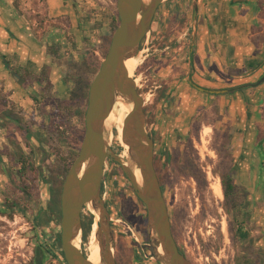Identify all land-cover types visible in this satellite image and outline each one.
I'll list each match as a JSON object with an SVG mask.
<instances>
[{
  "label": "rangeland",
  "instance_id": "rangeland-1",
  "mask_svg": "<svg viewBox=\"0 0 264 264\" xmlns=\"http://www.w3.org/2000/svg\"><path fill=\"white\" fill-rule=\"evenodd\" d=\"M45 1L26 0L33 19L37 14L41 18L45 15ZM69 2L73 9L72 18L57 23L66 35L61 39L62 54L72 66L83 63L86 58L94 63L103 61L104 53L110 47L108 40L119 24L113 20L118 13L117 0ZM186 2L187 13L170 31L168 27L164 28L166 5L158 9L152 30L141 44L142 61L135 67L133 78L137 81L144 106L150 111L157 98L153 94L160 90L157 87L162 83L158 70L163 64V46L177 48L189 42L193 0ZM170 19L171 15L168 24ZM73 42L77 43L76 48ZM153 56L160 58L157 67H151L155 61L145 63ZM72 68L68 66L67 73ZM88 76L90 81L94 79L91 71ZM72 86L73 83L63 99L70 97ZM54 102L57 103L58 99ZM211 103L204 100L203 106L199 107L203 108L202 112L198 114V108L192 122L185 119L186 130L177 126L182 122L177 120L176 115L170 122L171 130L165 129L166 133L154 125L151 115L147 117V130L155 141L158 173L164 178L162 188L172 230L179 246L194 264H256L258 252L264 263V185H256L251 190L243 185L248 168L241 165L249 160L255 166L259 164L260 128L255 131L258 145L252 153L234 151L235 134L241 131L237 127L239 116L237 114L232 119L228 110H220ZM86 109L87 105L81 111L86 113ZM41 124L39 122L40 126H36L34 152L25 149L27 154L22 155L17 148L12 152H0V173L9 174L7 179H0V210L4 212L0 211V264H65L54 254L62 251L61 194L58 196L56 187L59 188L62 183L63 188L66 168L80 152L81 147L74 143V138L78 132L82 134L85 116L84 125L79 116L69 114L55 126L46 125L43 128ZM206 129H210L208 135H205ZM112 150L120 155L122 148L115 144ZM23 156L28 158L27 167L22 161ZM122 159L130 164L129 156ZM258 171L254 169L250 175L259 176ZM227 173L232 174L239 186L234 199L240 204L238 208L233 201H227L225 195L217 199L210 188L215 179L222 184L221 176ZM103 198L112 218L114 256L120 264H160L151 245L146 206L138 198L121 164L110 158L105 163ZM54 201L57 209L52 207ZM91 215L95 217V223L96 215L91 206H86L83 220H88ZM237 221L245 223L248 232L246 240L236 237ZM93 226L86 239L82 231L77 240L84 253ZM247 258L250 263H246Z\"/></svg>",
  "mask_w": 264,
  "mask_h": 264
},
{
  "label": "crops",
  "instance_id": "crops-1",
  "mask_svg": "<svg viewBox=\"0 0 264 264\" xmlns=\"http://www.w3.org/2000/svg\"><path fill=\"white\" fill-rule=\"evenodd\" d=\"M198 2L194 47L191 24L188 43L177 48L167 45L161 51V59H164L158 75L162 83L157 88L161 89L165 84L168 92L158 113L161 123L154 125L166 133L165 129L171 130L170 122L176 115L182 122L177 126L186 130L185 119L192 122L196 110L203 106L204 100H209L212 101L210 105L228 110L232 119L238 114L237 127L241 131L235 134L234 151L252 153L258 145L255 138L258 128L260 145H264V83L214 95L199 91L191 81L205 88L231 89L256 83L264 76V0ZM45 5L46 18L41 28L29 14L30 6L26 0H0V152H12L15 148L24 155L27 154L25 149L34 152L36 126L39 122L43 128L49 125L54 101L63 99L70 90L71 83L66 81L68 66L57 63L53 47L58 46L62 53L61 39L66 35L57 23L71 19L73 9L69 0H46ZM163 5H166L165 29L175 5L182 13H187L186 0L163 3L159 10ZM248 62L260 67L249 69ZM27 69L34 76L29 83L23 79ZM37 77L49 78L51 88ZM158 94L157 90L153 96ZM241 165L248 168L243 185L246 184L249 190L264 185L260 176L250 175L254 169H259V164L255 166L249 160ZM8 176L0 173V179L5 180Z\"/></svg>",
  "mask_w": 264,
  "mask_h": 264
},
{
  "label": "water",
  "instance_id": "water-1",
  "mask_svg": "<svg viewBox=\"0 0 264 264\" xmlns=\"http://www.w3.org/2000/svg\"><path fill=\"white\" fill-rule=\"evenodd\" d=\"M166 0H117L119 25L114 31L106 57L89 87L85 113V135L80 152L66 175L61 193V246L67 264H93L87 253L75 244L83 231V210L91 206L98 214L96 240L100 246L101 264H117L114 256V235L111 214L103 198L105 163L113 159L121 164L138 198L146 206L148 230L156 260L160 264H194L183 253L174 236L168 204L155 167V141L147 130L144 99L136 79L130 76L125 63L141 52L143 40L152 30L159 7ZM199 16V2L193 0L192 47ZM264 83V76L250 87ZM191 84L201 92L220 95L234 89H210ZM118 97L133 108L125 125V140L130 147V164L125 165L107 141L106 120ZM143 171L138 184L135 170ZM95 219V217H94ZM94 223V224H95ZM104 236L107 246L104 245ZM162 248V252L159 249Z\"/></svg>",
  "mask_w": 264,
  "mask_h": 264
},
{
  "label": "trees",
  "instance_id": "trees-1",
  "mask_svg": "<svg viewBox=\"0 0 264 264\" xmlns=\"http://www.w3.org/2000/svg\"><path fill=\"white\" fill-rule=\"evenodd\" d=\"M175 1L176 0H169L167 3L172 4ZM170 15H171V19H170L171 21L168 24V31H170V29L173 28V26L175 24H178L181 22V20L184 16V13L181 12V9L178 5H175L173 10L171 11ZM45 18H46L45 15L43 16V18H41L40 14H37L36 18H34V19H36L37 23L39 24V27L42 28V27H44ZM113 20L115 22H120L119 14L117 12H116V15L113 16ZM112 37H110V39L108 40L109 46L111 44ZM143 42H144V40H143ZM73 45L75 48L77 47L76 42H73ZM163 47H166V45ZM53 48H54L53 52H54V55L56 57L57 63L59 65L71 66L74 69L72 68L73 70L71 72H69L66 76V81L68 83H73L71 93H70V97L68 99H58L57 103H55V102L53 103L54 112L50 115L49 125L55 126V124H57L59 122V120H61L62 118H66L68 114L73 116V117L79 116V118L82 121V124L84 125L85 112L81 111V108L83 106H86L88 103V90H89L90 84L92 82L89 79L88 72L91 71L95 77L96 73L98 72V70L101 66L102 61L94 63V62H91L90 60H86L87 59L86 58L83 63L74 64L72 66V64L69 63L67 58L61 53V49L58 46L53 47ZM107 53H108V51L104 53V58L106 57ZM158 60L159 59L157 58V56H153V57L149 58L148 60H146L145 63L150 64L151 62L154 63V61H155V63L151 67H153V66L157 67L156 64H157ZM247 67L249 69L256 70L260 67V65L257 63H254V62H248ZM33 77H34L33 74L31 72H29V70L27 69L26 73L24 74L23 79L26 83H29L32 80L31 78H33ZM36 79L37 80L40 79V80L45 81L47 83V88L48 89L51 88L52 85L50 83L49 78L37 77ZM249 86H250V84H245V85L235 87L232 89H234V91H238V90L244 89V88L249 87ZM167 92H168V87L165 84H162V88L159 90V94L155 100L154 107L151 108V111L145 107V112H146L147 117L148 116L150 117V115H151V117H153L152 122H154V123H161L160 122L161 120L158 119V113H160V111H161L160 110V107L162 105L161 101L165 97ZM202 110H203V108H199L198 114L201 113ZM150 112H152V113L150 114ZM56 128H58L57 125H56ZM84 135H85V127L83 126L82 134L80 132H78V135L76 136V138H74V141H75L74 143L77 144L78 147H81ZM22 155H24V154H22ZM78 155H79V153L76 154V156L73 158L71 163H69V165L67 166L65 175H67V173L69 172L73 162L75 161V159L77 158ZM26 157L27 156H23V158H22L23 159L22 161L25 164V167H27V163H28V161H27L28 158H26ZM155 167H156V170L158 173L159 168H158V165L156 164V161H155ZM158 175H159L161 185L163 186L164 178L159 173H158ZM221 178H222V186H223V191H224V195H225L226 200L227 201H233L235 208H238V206L240 204L238 203L237 200L235 201L234 199L236 198V196L239 192V186L235 183V180H234L231 173L223 174L221 176ZM44 180L48 181V178H45ZM55 185H57V183L54 184V186ZM61 189H62V183H61L59 188L56 187V190L58 192V196H60V194H61ZM57 206H58L57 203L54 201L52 203V207H55V209H57ZM59 210L61 212L60 204H59ZM0 211L2 213H4L2 210H0ZM237 222H238V225H237L236 237L239 239H242V240H246L248 238V232L246 231V229L244 227L245 223L243 221H237ZM93 224H94V216L93 215H91L88 220H83V233H84L85 239L88 237L89 233L91 232ZM58 251H59V253H54L55 256L59 257L65 264H67L63 252L61 250H58ZM246 263H250L248 258L246 260ZM256 264H264V263H263L262 259H260V262H259V260L257 258Z\"/></svg>",
  "mask_w": 264,
  "mask_h": 264
},
{
  "label": "bare ground",
  "instance_id": "bare-ground-1",
  "mask_svg": "<svg viewBox=\"0 0 264 264\" xmlns=\"http://www.w3.org/2000/svg\"><path fill=\"white\" fill-rule=\"evenodd\" d=\"M143 1L145 3H148L150 0H143ZM141 61H142V53H140L137 57H132L126 61L125 63L126 70L128 71L131 77H133L134 75L135 67H138ZM132 108H133L132 104L127 102L125 98L118 97L105 123L106 131H107V141L109 146L112 148L114 147L115 144H118L122 148L120 156L124 159L127 156H129L130 158V154H129L130 147L125 140L124 130H125V125L131 115ZM209 133H210V129H206L205 135L206 134L208 135ZM123 163L125 165H128L127 161H124ZM135 177L138 184H142L143 171L141 169H136ZM210 188L213 192V195L217 199L220 200L224 196L223 187L219 179H215L214 181H212ZM91 211L94 212L92 208ZM95 215L97 216V218H99L98 214L95 213ZM97 228L98 225L97 223H95L93 226V231L91 233L90 242L86 249L87 256L93 264H101L100 246L98 245V242L96 240ZM75 244L78 248H80L78 241H75ZM159 251L162 252V248H160Z\"/></svg>",
  "mask_w": 264,
  "mask_h": 264
},
{
  "label": "flooded vegetation",
  "instance_id": "flooded-vegetation-1",
  "mask_svg": "<svg viewBox=\"0 0 264 264\" xmlns=\"http://www.w3.org/2000/svg\"><path fill=\"white\" fill-rule=\"evenodd\" d=\"M260 161H259V171H258V175L260 176V180L263 182L264 181V172H263V169H264V149H263V146L260 145ZM111 227H112V224H111ZM112 233H113V230H112ZM104 245L107 246V242H106V237L104 236ZM181 251L183 253L186 254L185 251H183V249L180 247ZM264 258V257H263ZM258 259H259V262H260V252H258ZM116 263L117 264H120V262L116 259Z\"/></svg>",
  "mask_w": 264,
  "mask_h": 264
}]
</instances>
